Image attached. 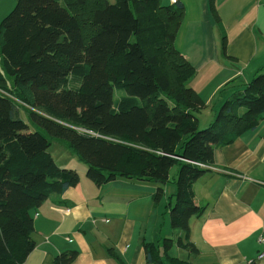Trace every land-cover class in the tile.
I'll return each mask as SVG.
<instances>
[{
	"label": "trees",
	"instance_id": "obj_1",
	"mask_svg": "<svg viewBox=\"0 0 264 264\" xmlns=\"http://www.w3.org/2000/svg\"><path fill=\"white\" fill-rule=\"evenodd\" d=\"M180 3L159 0H16L0 21V264H21L33 249L32 211L79 175L59 166L49 138L62 140L96 185L117 177L165 184L177 166L169 207L175 239L162 250L143 244L152 264H188L189 219L202 207L192 184L213 164L215 149L264 119V67L225 99L204 128L205 104L188 82L194 68L175 48ZM132 39V40H131ZM221 50L226 56L225 32ZM123 93V94H122ZM44 131L30 130L20 117ZM162 186L153 195L158 202ZM77 251L55 256L69 264Z\"/></svg>",
	"mask_w": 264,
	"mask_h": 264
},
{
	"label": "crops",
	"instance_id": "obj_2",
	"mask_svg": "<svg viewBox=\"0 0 264 264\" xmlns=\"http://www.w3.org/2000/svg\"><path fill=\"white\" fill-rule=\"evenodd\" d=\"M15 2L0 0V21ZM176 2L182 17L174 45L195 70L188 86L205 104L196 115L199 126H206L222 102L264 67V0ZM223 32L226 56L220 50ZM20 117L27 119L21 111ZM74 157L65 159L72 164L65 168L74 169L79 181L50 194L32 211L34 247L21 264H54L56 255L69 250L77 251L69 264H152L143 244L154 243L161 251L163 239L179 235L167 216L175 190L168 197L166 186L154 202L156 189L163 186L158 182L117 177L96 185L86 177V165ZM191 191L203 208L188 223V240L197 251L173 244L168 255L188 264H264L256 258L257 238L264 235V119L215 149L213 164Z\"/></svg>",
	"mask_w": 264,
	"mask_h": 264
},
{
	"label": "rangeland",
	"instance_id": "obj_3",
	"mask_svg": "<svg viewBox=\"0 0 264 264\" xmlns=\"http://www.w3.org/2000/svg\"><path fill=\"white\" fill-rule=\"evenodd\" d=\"M110 1L114 3V0H110ZM220 50H221V46H220ZM221 52H222V50H221ZM21 112L25 116H27L25 110L21 109ZM200 114H202V113H200ZM203 114H207V113H203ZM23 120L29 125L30 130L40 131L42 134H44V135L47 136V134L44 131H42L41 129H38L36 127H34L33 125H31L26 118H23ZM208 125L209 124H207L206 126H203V124H201V126H199V127L202 129L204 127H207ZM49 142H50V145H49V153H51V155L56 159L58 165H66V166H63V167H70V165H72V164L70 163V161L69 162H66L65 159L66 158H70V157L71 158H76V157H74V154L71 151V149L65 143H63L62 140H59V139H56V138H49ZM61 157H65V158H62L65 162H61ZM74 160H76V159H74ZM77 162H79V161H77ZM176 172H177V166L174 165V166H172V168L169 171V181L162 186L163 189H164V191L166 190V186H167V190L166 191L168 192V194H167L168 197L170 196V193H171L170 192V189L173 188L175 190V184L172 183V179H176ZM167 213H168L167 216L169 217V212H167Z\"/></svg>",
	"mask_w": 264,
	"mask_h": 264
},
{
	"label": "built area",
	"instance_id": "obj_4",
	"mask_svg": "<svg viewBox=\"0 0 264 264\" xmlns=\"http://www.w3.org/2000/svg\"><path fill=\"white\" fill-rule=\"evenodd\" d=\"M176 0H172V2L174 3ZM257 242L260 246V249L257 253L256 258L258 260H264V235H259L257 238Z\"/></svg>",
	"mask_w": 264,
	"mask_h": 264
},
{
	"label": "water",
	"instance_id": "obj_5",
	"mask_svg": "<svg viewBox=\"0 0 264 264\" xmlns=\"http://www.w3.org/2000/svg\"><path fill=\"white\" fill-rule=\"evenodd\" d=\"M208 169H209V167H208Z\"/></svg>",
	"mask_w": 264,
	"mask_h": 264
}]
</instances>
